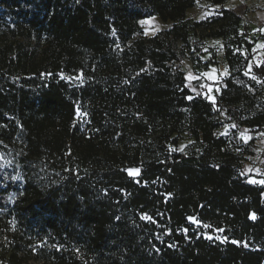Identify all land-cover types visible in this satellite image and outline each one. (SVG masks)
<instances>
[{
	"label": "trees",
	"instance_id": "obj_1",
	"mask_svg": "<svg viewBox=\"0 0 264 264\" xmlns=\"http://www.w3.org/2000/svg\"><path fill=\"white\" fill-rule=\"evenodd\" d=\"M193 4L0 0L8 264H264V189L244 181L241 161L215 135L221 97L214 104L193 95L179 67L187 55L174 50L178 42L189 48L176 23ZM222 14L230 22L215 36L234 41L240 17ZM153 16L175 25L144 38L140 21ZM156 53L164 60L154 62ZM235 56L226 45L230 70ZM183 130L198 151L170 149ZM190 217L232 243L208 252L183 233L157 235Z\"/></svg>",
	"mask_w": 264,
	"mask_h": 264
},
{
	"label": "rangeland",
	"instance_id": "obj_2",
	"mask_svg": "<svg viewBox=\"0 0 264 264\" xmlns=\"http://www.w3.org/2000/svg\"><path fill=\"white\" fill-rule=\"evenodd\" d=\"M224 9L240 17L234 41L215 36L221 27L229 25L230 19L222 18ZM174 25L170 21L162 22L157 16L140 21L144 38L154 37ZM176 25L184 27L189 36V48L180 42L174 48L177 54L183 50L187 55L179 64L186 87L193 95L201 94L214 104L221 97V107L216 105L214 114L219 125L215 135L225 139L229 153L241 161L244 181L264 189L261 183L264 181V73L253 72L255 67L264 66V0H225L217 5L208 0H194L185 19ZM246 42L250 43L248 49ZM226 45L236 55L231 70L225 58ZM151 59L157 62L164 57L156 53ZM178 137L176 146L170 147L172 151L191 154L199 150V143L188 132L183 130ZM5 157L14 161L19 155L9 147ZM155 230L157 235L183 233L186 239L208 252H221L232 243L211 223H199L195 219L184 218ZM0 264H8L5 239L1 237ZM28 264L35 263L30 260Z\"/></svg>",
	"mask_w": 264,
	"mask_h": 264
},
{
	"label": "snow or ice",
	"instance_id": "obj_3",
	"mask_svg": "<svg viewBox=\"0 0 264 264\" xmlns=\"http://www.w3.org/2000/svg\"><path fill=\"white\" fill-rule=\"evenodd\" d=\"M253 78H254V77H253ZM130 174H131V173H130ZM261 183H264V181H262ZM143 218H145V217H142V219H143ZM189 219L194 221V218H191V217H190ZM204 227H208V225H204ZM209 238H210V237H209ZM222 242H223V241H222ZM234 243H235V241H234Z\"/></svg>",
	"mask_w": 264,
	"mask_h": 264
}]
</instances>
